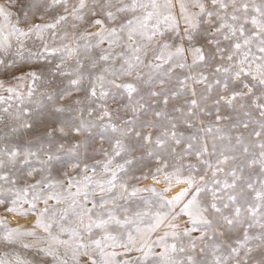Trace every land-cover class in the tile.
Listing matches in <instances>:
<instances>
[{
	"label": "snow or ice",
	"instance_id": "snow-or-ice-1",
	"mask_svg": "<svg viewBox=\"0 0 264 264\" xmlns=\"http://www.w3.org/2000/svg\"><path fill=\"white\" fill-rule=\"evenodd\" d=\"M0 264H264V0H0Z\"/></svg>",
	"mask_w": 264,
	"mask_h": 264
}]
</instances>
